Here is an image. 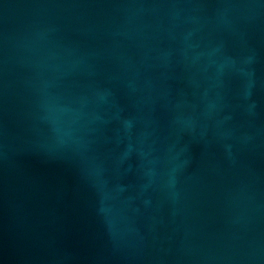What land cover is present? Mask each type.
<instances>
[{
  "label": "water",
  "instance_id": "1",
  "mask_svg": "<svg viewBox=\"0 0 264 264\" xmlns=\"http://www.w3.org/2000/svg\"><path fill=\"white\" fill-rule=\"evenodd\" d=\"M0 264H264V0H0Z\"/></svg>",
  "mask_w": 264,
  "mask_h": 264
}]
</instances>
